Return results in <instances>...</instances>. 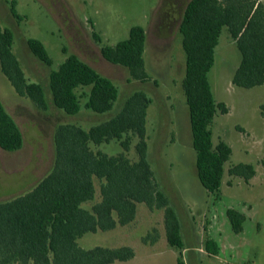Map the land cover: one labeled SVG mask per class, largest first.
<instances>
[{
    "label": "trees",
    "instance_id": "1",
    "mask_svg": "<svg viewBox=\"0 0 264 264\" xmlns=\"http://www.w3.org/2000/svg\"><path fill=\"white\" fill-rule=\"evenodd\" d=\"M11 14L19 17L15 0ZM93 28L101 56L128 71V81L148 82L144 50L146 32L132 25L127 37L114 44L102 43ZM225 28L235 43L240 61L231 82L252 88L264 84V3L261 0H188L178 31L185 55L181 87L188 107L195 169L201 185L211 193L221 184L224 163L232 149L223 140H212L210 125L217 113L228 107L216 101L209 80L215 49ZM14 34L0 26V72L14 91L42 109H48L44 86L27 78L12 50ZM31 53L43 64L52 65L42 41L27 38ZM66 57L48 74L53 105L68 115L81 109L96 114L113 112L85 128L74 122L59 123L53 132L54 157L50 170L28 191L0 201V264H113L135 255L129 245L82 247L79 239L88 232L109 231L136 219L138 204L161 210L165 238L178 250L175 264H185L184 241L179 216L159 185L148 156L147 109L152 101L143 89L128 94L121 106L117 85L77 54L62 48ZM264 120V106L260 110ZM116 141L121 150L108 154L93 146ZM23 146L22 132L0 99V148L16 151ZM133 146L136 158L128 152ZM264 168V159L262 161ZM229 175L248 181L255 170L250 163H237ZM226 217L235 233L242 231L245 216L234 208ZM147 234L142 241L155 242ZM205 249L217 253L216 243L205 240ZM213 247V250H211Z\"/></svg>",
    "mask_w": 264,
    "mask_h": 264
},
{
    "label": "rangeland",
    "instance_id": "2",
    "mask_svg": "<svg viewBox=\"0 0 264 264\" xmlns=\"http://www.w3.org/2000/svg\"><path fill=\"white\" fill-rule=\"evenodd\" d=\"M11 1L0 0V26L12 30V50L27 78L44 86L48 109L42 110L30 99L18 95L0 72V99L23 136L19 150L0 148V201L28 191L50 170L54 157L53 132L59 123L74 122L87 128L113 113L96 114L82 108L77 115H68L53 105L48 74L66 57L62 51L65 47L117 85L119 96L113 111L136 89L150 95L148 156L159 185L179 216L184 243L198 241L193 226L200 227L204 239L217 237L206 225L218 223L222 235L229 232L235 236L237 245L233 252H226L220 258L202 255L204 264H221L220 259L232 264H264V120L260 113L264 106V84L252 88L232 84L240 53L227 30L222 29L208 76L214 98L224 102L228 111L217 113L210 128L213 142H227L232 152L224 163L219 189L211 193L196 175L188 107L181 87L185 55L178 25L188 0H15L17 18L11 14ZM91 22L102 43L107 45L127 37L132 25L143 26L144 58L150 81H128L126 68L107 62L93 38ZM27 38L44 43L51 66L31 53ZM93 147L108 154L121 150L116 141ZM128 156L132 160L136 158L133 146ZM240 162L254 167L255 174L247 182L228 174V169ZM227 208L245 214L238 234L230 228L225 215ZM147 234L156 235L157 240L143 242L142 237ZM79 244L85 248L94 245L134 248V259L113 264H175L178 256V250L166 241L162 211L149 210L143 203L138 204L132 223L109 231L88 232L79 239Z\"/></svg>",
    "mask_w": 264,
    "mask_h": 264
},
{
    "label": "crops",
    "instance_id": "3",
    "mask_svg": "<svg viewBox=\"0 0 264 264\" xmlns=\"http://www.w3.org/2000/svg\"><path fill=\"white\" fill-rule=\"evenodd\" d=\"M242 214L245 216L244 213H242ZM225 215H226V212H225ZM206 226L209 228L208 230L211 231L212 234H215L217 237H205V239H204L202 236L203 234L200 230V227L193 226L195 228L194 234L196 236L198 235V237H197L198 241L195 243H192L190 245H186L184 243V248L181 250V254L183 256V259H184V255L186 256L185 258H187V263H186V259H184L185 264H204L203 260L201 259L202 255L205 254L206 256H209L212 258H220V256L222 254H225L226 252H233L234 246L237 245L236 244L237 241H235V239H233V238H235V236H230L229 232L223 233L224 235H222V232L220 231L218 223H214V224L209 223ZM230 228H231V226H230ZM203 229H204V231L206 230L205 227H203ZM182 238H183V236H182ZM208 238L213 240L216 243V248H217L216 254L209 253L205 249V247H204L205 240ZM183 241H185L184 238H183ZM211 250H213V247H211ZM135 256H136V254L134 255V257L132 259H134ZM132 259H130V260H132ZM220 261H221V264H224V263L225 264H232L231 262L227 261L226 259H223V261H222V259H220Z\"/></svg>",
    "mask_w": 264,
    "mask_h": 264
}]
</instances>
